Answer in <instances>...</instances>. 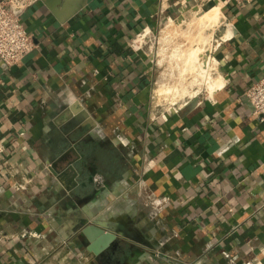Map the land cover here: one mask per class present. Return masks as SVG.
<instances>
[{"label": "crops", "instance_id": "obj_1", "mask_svg": "<svg viewBox=\"0 0 264 264\" xmlns=\"http://www.w3.org/2000/svg\"><path fill=\"white\" fill-rule=\"evenodd\" d=\"M194 2L221 4L223 84L158 110L132 41ZM22 16L35 47L0 60V264H264V117L244 96L264 74V0H38ZM89 226L114 235L98 254Z\"/></svg>", "mask_w": 264, "mask_h": 264}, {"label": "bare ground", "instance_id": "obj_2", "mask_svg": "<svg viewBox=\"0 0 264 264\" xmlns=\"http://www.w3.org/2000/svg\"><path fill=\"white\" fill-rule=\"evenodd\" d=\"M220 6L221 4H216L205 10L201 16L194 17L189 23L187 22L185 28L180 26L176 20L171 19L165 28L166 30L163 31V34L161 33V53L166 52V54H162L163 58L159 57L161 58L159 61L168 60V64L173 62L175 66H169L171 68L165 69L160 74L159 82H162V88L160 87L161 90L158 91L159 95H168L173 92V96H193L198 92L203 82L206 83L211 93L222 86L223 78L220 73L216 76L213 75V70L217 71L219 64L215 58L214 61L213 58L208 56V49L211 48L209 42L212 40L211 30H214L216 25L221 22L218 21L221 18L219 13H222L220 12ZM221 16L223 17V15ZM228 32L229 30L221 35V38L215 40V48L220 44V39H224L229 35ZM175 69L179 71L178 81L176 80L178 76ZM190 76L192 79L189 81ZM174 82H177V84H174ZM194 85L198 89L191 91L190 87ZM186 102H183V104ZM174 104L171 103L169 109L173 108L172 105Z\"/></svg>", "mask_w": 264, "mask_h": 264}, {"label": "built area", "instance_id": "obj_3", "mask_svg": "<svg viewBox=\"0 0 264 264\" xmlns=\"http://www.w3.org/2000/svg\"><path fill=\"white\" fill-rule=\"evenodd\" d=\"M37 1L38 0H0V60L9 67L17 64L35 47L32 36L28 33L23 24L22 15ZM226 1L233 2L239 6H245L252 0ZM150 32L151 29L148 27L144 28L135 35L132 43L142 46L141 40ZM244 96L252 108V113L256 116L264 117V74L259 81L252 84L245 91ZM178 107L180 106H175L173 108ZM173 108L167 110L169 111ZM161 115L163 118L166 116L164 113ZM16 188L18 190L23 189L24 185L19 183Z\"/></svg>", "mask_w": 264, "mask_h": 264}, {"label": "rangeland", "instance_id": "obj_4", "mask_svg": "<svg viewBox=\"0 0 264 264\" xmlns=\"http://www.w3.org/2000/svg\"><path fill=\"white\" fill-rule=\"evenodd\" d=\"M216 4H220L219 2L217 3H214L213 5H216ZM213 5H211L210 7H208L207 9L211 8ZM221 8V6H220ZM205 6H203L201 4V2H194L192 3L191 5L187 6L186 8H184L180 13H176V15H174L171 19L173 20H176L180 26H182L183 28H185L187 26V24L194 18V17H197V16H201L205 10ZM222 12V10L220 11ZM223 15V17L221 16ZM219 16L221 18H219V22L220 24L218 23L216 25V27L214 28V30H211L212 32V40H210L209 44L211 48L208 49L209 51V54L208 56H210L211 58H215L216 59V50L218 48V46L215 48V40L219 39L222 35V33H224V29H225V18H224V14L223 12L222 13H219ZM212 19L215 20V18L213 16H211ZM171 19H166L165 21H163V23L161 24L160 27H158L156 30H151V32L145 36L144 39H142L141 41V44H142V47L143 49L149 54L150 58L152 59V65H153V69H154V81H153V91H154V97H155V103L157 104V109L160 110V109H169V107H171V103H175L174 105H172V107H175V106H179V104H183V102L185 101H190V100H196V99H200L201 97H204V96H207L208 94H211V92L209 91V89L207 88V85L206 83H202L198 90V92L195 94V95H183V96H173V92L168 94V95H163V94H158V91L159 89L161 90V83L162 82H159V77H160V74L163 73V71L168 70V68H171L169 66H175V64L173 62L171 63H167L168 60H163L162 62H160L159 60H161V58H163L162 54H166V52L164 53H161L162 52V44L161 43V33L163 34V31L166 30V26L170 23V20ZM224 19V20H223ZM188 22V23H187ZM164 27V28H163ZM161 50V51H160ZM170 50V49H169ZM160 51V53H159ZM169 53V52H167ZM161 57V58H159ZM214 59V61H215ZM217 60V59H216ZM160 63V64H159ZM168 65H167V64ZM165 65V66H164ZM167 66V67H166ZM166 67V68H165ZM175 73H177L176 76V80L179 78V71L178 69H175ZM219 74V69L216 70H213V75L216 76ZM192 78L191 76L188 78V80L190 81ZM178 81V80H177ZM159 84V85H158ZM174 84H177V82H174ZM187 85L188 82H186ZM206 85V86H205ZM161 87V88H160ZM206 87V88H205ZM197 86L194 85L192 87H190V90L193 91V90H197Z\"/></svg>", "mask_w": 264, "mask_h": 264}, {"label": "water", "instance_id": "obj_5", "mask_svg": "<svg viewBox=\"0 0 264 264\" xmlns=\"http://www.w3.org/2000/svg\"><path fill=\"white\" fill-rule=\"evenodd\" d=\"M213 4H208L205 5V9L210 7ZM67 169L70 178H76L78 175V169L76 164H74V160L68 161L67 162ZM88 231H94L95 237H97V241L94 243V245L91 247L97 254L101 251L102 248L106 247V245L113 240L114 235L111 233H108L106 230L99 228V229H94V227L89 226L86 232Z\"/></svg>", "mask_w": 264, "mask_h": 264}]
</instances>
